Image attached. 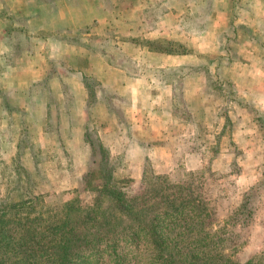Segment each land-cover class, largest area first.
Returning a JSON list of instances; mask_svg holds the SVG:
<instances>
[{
	"label": "rangeland",
	"instance_id": "374dc122",
	"mask_svg": "<svg viewBox=\"0 0 264 264\" xmlns=\"http://www.w3.org/2000/svg\"><path fill=\"white\" fill-rule=\"evenodd\" d=\"M89 1L93 11L97 0ZM100 3L105 16L89 12L88 25L68 30L76 45L62 60L50 58L46 45L32 57L20 26L9 30L11 44L0 42V198L17 180L21 145L27 191L66 201L76 190L91 205L83 177L97 171L98 154L85 143L88 130L89 141L98 135L108 148L130 193L145 185L144 170L190 179L231 258L243 263L264 253V0ZM71 67L94 90L89 99L85 87V106L66 82ZM149 93L164 105L159 118L168 125L145 155H132L125 115ZM166 103L178 122L166 118ZM92 183H100L97 175Z\"/></svg>",
	"mask_w": 264,
	"mask_h": 264
},
{
	"label": "trees",
	"instance_id": "16d2710c",
	"mask_svg": "<svg viewBox=\"0 0 264 264\" xmlns=\"http://www.w3.org/2000/svg\"><path fill=\"white\" fill-rule=\"evenodd\" d=\"M83 83L93 99L86 77ZM92 133L86 130L84 140L98 154V168L83 177L94 192L91 205L82 204L76 190L66 201L27 191L30 173L20 163L19 145L17 180L0 198V264H264L263 252L243 263L231 258L194 181L144 170L145 185L130 193L102 140H88ZM95 175L100 183L92 185Z\"/></svg>",
	"mask_w": 264,
	"mask_h": 264
},
{
	"label": "crops",
	"instance_id": "0c3cea01",
	"mask_svg": "<svg viewBox=\"0 0 264 264\" xmlns=\"http://www.w3.org/2000/svg\"><path fill=\"white\" fill-rule=\"evenodd\" d=\"M92 10L89 0H0V42L4 45L11 44L9 30L20 26L21 30L18 29V35L33 44V54L30 53L32 57L37 58L36 51H38L39 45H46L50 58L62 60V58L67 57L65 51L67 46L76 45L72 35H68V30L88 25L89 12L93 14L96 12L98 18L105 16L106 11L100 0L94 1ZM12 31L16 32L15 29ZM69 73L71 79H67L66 82L77 88L85 106L86 90L82 82L83 74L77 68L73 69L72 67ZM22 88L24 89V87H19V90ZM116 94L121 95L117 92ZM142 97L144 99L140 98V101L143 104L139 105L141 107L138 111L135 113V109L132 107L129 110L131 116L125 115V123L129 130L127 153L130 152L132 155L144 154L146 145L152 144L150 140H155L160 133L163 135L166 130L165 126L168 125L167 121L159 118L162 115L159 109L164 105L160 104L159 107L158 104H155L154 95L151 93ZM138 100L136 102H139ZM166 104V118L171 116L175 122H178L170 110L169 103ZM146 108H150L149 114ZM122 132L120 131L116 138H120Z\"/></svg>",
	"mask_w": 264,
	"mask_h": 264
}]
</instances>
